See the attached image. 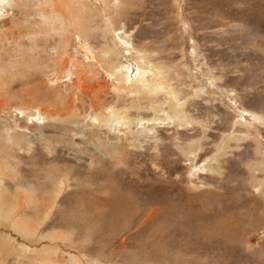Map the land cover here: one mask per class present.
<instances>
[{
  "label": "rangeland",
  "instance_id": "rangeland-1",
  "mask_svg": "<svg viewBox=\"0 0 264 264\" xmlns=\"http://www.w3.org/2000/svg\"><path fill=\"white\" fill-rule=\"evenodd\" d=\"M0 264H264V0L0 4Z\"/></svg>",
  "mask_w": 264,
  "mask_h": 264
},
{
  "label": "bare ground",
  "instance_id": "bare-ground-1",
  "mask_svg": "<svg viewBox=\"0 0 264 264\" xmlns=\"http://www.w3.org/2000/svg\"><path fill=\"white\" fill-rule=\"evenodd\" d=\"M11 1L12 0H0V4H2V6L3 5H9L10 3H11ZM29 30V29H28ZM127 49V48H126ZM108 51V50H107ZM107 51H103L104 53L105 52H107ZM109 53V52H108ZM107 53V54H108ZM111 54V53H110ZM72 65H73V72H72V74L74 75V76H76L77 77V79L79 80V81H82L84 84H83V89L85 90V92H86V94H88V95H90V94H92L93 93V91H94V85L93 84H90V85H88V80H87V72H88V70H86V68H79V63H72ZM115 70H114V73H113V75L115 76V78L117 79V82H118V87L116 88L117 90H122V89H124V84H125V82H126V79H127V77L126 76H122L121 74H120V69H121V67L120 68H114ZM159 71V70H158ZM32 76V78L33 79H36L37 77H34V75H31ZM163 76V75H162ZM42 77H43V74H40V75H38V78L41 80L42 79ZM116 79L114 80V81H116ZM146 80V79H145ZM144 80V77L142 76V73H140V72H137V73H135V75H134V78H133V83H132V86H134V85H136V84H138V83H141V87H144V88H146V91H143V89H141L140 88V90H141V95H143V96H146L147 94H150V96H151V94L152 93H154L155 91H157V90H163V86H162V84L160 83V82H155V83H153V85H149L148 84V82H146ZM59 81V77H49V76H47V80H46V84L48 85V84H50V82L52 83V82H58ZM35 86H36V84H34V88H35ZM42 89H43V86L40 84L39 85ZM81 89V88H80ZM31 90V89H30ZM134 91V90H133ZM137 91L138 92H140L139 91V89H137ZM167 94H169V97H171L172 99L173 98H175V94L173 93V91H170L169 89H168V91L166 92ZM92 96V95H91ZM170 98V100L172 101V99ZM174 101V100H173ZM172 103V102H171ZM170 104V103H169ZM172 104H174V103H172ZM171 104V105H172ZM182 108L180 109V110H178V105L176 104V105H174V107H173V113L171 112V114H173V116H172V118H174L175 120H176V122H178V123H181V124H184L185 122H187L186 121V119H183V120H181L180 119V117L182 116ZM184 111V110H183ZM51 115V114H50ZM100 115V114H99ZM97 116V115H96ZM98 117H100V116H98ZM123 117H125L124 115H122V117L120 118L119 117V115H117V113H114V112H112V115H111V117H109V119H111V120H113V119H116V120H114V121H119L120 119H122ZM104 118V117H103ZM120 118V119H119ZM185 118V117H184ZM119 119V120H118ZM169 119V118H168ZM180 125V124H179Z\"/></svg>",
  "mask_w": 264,
  "mask_h": 264
}]
</instances>
